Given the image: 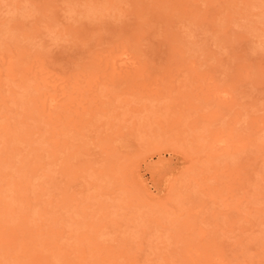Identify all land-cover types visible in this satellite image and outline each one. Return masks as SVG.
<instances>
[{"label":"rangeland","instance_id":"1","mask_svg":"<svg viewBox=\"0 0 264 264\" xmlns=\"http://www.w3.org/2000/svg\"><path fill=\"white\" fill-rule=\"evenodd\" d=\"M0 264H264V0H0Z\"/></svg>","mask_w":264,"mask_h":264},{"label":"bare ground","instance_id":"2","mask_svg":"<svg viewBox=\"0 0 264 264\" xmlns=\"http://www.w3.org/2000/svg\"><path fill=\"white\" fill-rule=\"evenodd\" d=\"M161 159V158H160Z\"/></svg>","mask_w":264,"mask_h":264}]
</instances>
